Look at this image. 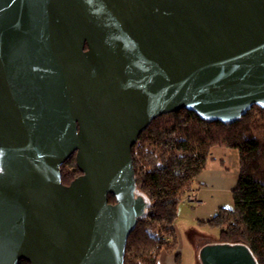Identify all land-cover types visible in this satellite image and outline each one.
<instances>
[{
    "label": "water",
    "instance_id": "obj_1",
    "mask_svg": "<svg viewBox=\"0 0 264 264\" xmlns=\"http://www.w3.org/2000/svg\"><path fill=\"white\" fill-rule=\"evenodd\" d=\"M255 106L264 0H0V264H125L148 206L140 135L181 110L231 123ZM200 259L257 264L241 243Z\"/></svg>",
    "mask_w": 264,
    "mask_h": 264
},
{
    "label": "trees",
    "instance_id": "obj_2",
    "mask_svg": "<svg viewBox=\"0 0 264 264\" xmlns=\"http://www.w3.org/2000/svg\"><path fill=\"white\" fill-rule=\"evenodd\" d=\"M215 147L238 152L239 178L233 207L220 209L208 223L220 230L219 243L244 244L264 264V108L258 106L231 123L181 110L158 117L140 135L133 171L136 193L148 206L129 234L125 264H158L162 252L177 250L179 205L194 191ZM61 171L65 185L81 175L75 155ZM109 200L115 203L113 196Z\"/></svg>",
    "mask_w": 264,
    "mask_h": 264
},
{
    "label": "rangeland",
    "instance_id": "obj_3",
    "mask_svg": "<svg viewBox=\"0 0 264 264\" xmlns=\"http://www.w3.org/2000/svg\"><path fill=\"white\" fill-rule=\"evenodd\" d=\"M215 149L216 151H229V149L219 147H216ZM213 153L219 155V153L214 152V150ZM226 157L227 159H225V164L223 166L225 167V171L219 172L215 176H213L215 173L213 172L208 179L211 181L212 177H214L216 183L211 184L206 179L207 176H205V174L203 176L202 174L201 176L203 177L199 176L194 184L193 190L196 191L205 188L216 190V192H207L206 194L201 195L202 198L206 199L204 205H207L210 211L201 212L196 205L197 203L190 204L187 200L188 197L185 198V200L179 205L178 216L174 223L178 235L177 250L174 253L162 252L158 264H202L200 259L202 249L207 245L219 243L220 230L211 226L208 221L215 217L219 212L221 208L219 206L223 205L226 208L233 207L232 190L237 186L239 178L238 158L234 156ZM210 160H208V162L210 163L209 169L211 170ZM226 169L228 172H226ZM209 174L210 172H207L206 175ZM193 192L189 196H193ZM213 208L215 211H213ZM196 213H199L200 215L194 217Z\"/></svg>",
    "mask_w": 264,
    "mask_h": 264
},
{
    "label": "crops",
    "instance_id": "obj_4",
    "mask_svg": "<svg viewBox=\"0 0 264 264\" xmlns=\"http://www.w3.org/2000/svg\"><path fill=\"white\" fill-rule=\"evenodd\" d=\"M216 148V147H215ZM215 148H213V149H211V152H210V155H209V159L208 160H210L211 161V170L209 169L210 168V163L207 161V168L203 171V176H204V174H205V176H207L206 177V179L208 180L209 178H210V175L213 173V172H215L214 174H213V176H215L217 173H219V172H224L225 171V167H223L224 166V164H225V159H227V157L226 156H228V157H232V156H234V157H236V158H238V173H239V154H238V152L237 151H235V150H231V149H229V151H225L224 150V152H226V153H224L223 151H216V149ZM213 150H214V152H218L219 153V155H217V153H213ZM210 156H211V158H210ZM209 169V170H208ZM227 170V169H226ZM207 172H210V174L209 175H206L207 174ZM226 172H228V170L226 171ZM201 174V175H202ZM200 175V176H201ZM239 175V174H238ZM203 176H201V177H203ZM200 180V179H199ZM209 181V180H208ZM211 184L212 183H216V181H215V179H214V177H212V180L211 181H209ZM213 187V186H212ZM213 191L214 192H216V190H214V189H208V188H205V189H202V190H200V191H196V190H194V192H193V197H195L196 199H197V206L199 207L198 209H200L201 210V212L202 211H207V212H209L210 210L208 209V207H207V205H204V202H205V198H202L201 197V195L203 194H206L207 192H210V193H213ZM233 191V190H232ZM195 195V196H194ZM190 204H192V203H190ZM219 207H221L220 209H222V208H226V207H224L223 205H221V206H219ZM230 208V207H229ZM213 211H215L214 210V208H213ZM215 213V212H214ZM213 213V214H214ZM200 214L199 213H196L195 214V216L194 217H198ZM204 215V214H203ZM202 217V216H201ZM176 229V228H175ZM177 231V230H176Z\"/></svg>",
    "mask_w": 264,
    "mask_h": 264
},
{
    "label": "built area",
    "instance_id": "obj_5",
    "mask_svg": "<svg viewBox=\"0 0 264 264\" xmlns=\"http://www.w3.org/2000/svg\"><path fill=\"white\" fill-rule=\"evenodd\" d=\"M187 200H188L189 203H193V204L197 203V199L195 197H193V196L188 197Z\"/></svg>",
    "mask_w": 264,
    "mask_h": 264
}]
</instances>
